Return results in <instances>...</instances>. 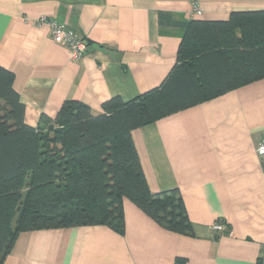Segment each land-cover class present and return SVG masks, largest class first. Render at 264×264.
Segmentation results:
<instances>
[{
	"label": "crops",
	"instance_id": "0c3cea01",
	"mask_svg": "<svg viewBox=\"0 0 264 264\" xmlns=\"http://www.w3.org/2000/svg\"><path fill=\"white\" fill-rule=\"evenodd\" d=\"M0 0V66L13 75L24 123L65 101L93 113L164 81L193 20L264 11V0ZM46 17L83 39L70 59ZM150 192L178 190L190 231L171 232L127 199L122 231L107 226L21 232L1 264H264V79L131 133ZM221 221L225 229L214 231Z\"/></svg>",
	"mask_w": 264,
	"mask_h": 264
},
{
	"label": "trees",
	"instance_id": "16d2710c",
	"mask_svg": "<svg viewBox=\"0 0 264 264\" xmlns=\"http://www.w3.org/2000/svg\"><path fill=\"white\" fill-rule=\"evenodd\" d=\"M262 79L264 11L191 21L159 87L126 102L108 99L99 113L65 101L34 128L24 123L12 73L0 66V264L21 232H121L124 199L167 230L189 232L178 190L150 192L131 133Z\"/></svg>",
	"mask_w": 264,
	"mask_h": 264
},
{
	"label": "built area",
	"instance_id": "2783aa9c",
	"mask_svg": "<svg viewBox=\"0 0 264 264\" xmlns=\"http://www.w3.org/2000/svg\"><path fill=\"white\" fill-rule=\"evenodd\" d=\"M198 1L199 0L193 1V10L195 13L200 12ZM34 24L37 27L46 26L49 30L52 41L55 43L67 45L70 51V59L72 61H77L85 55L87 45L72 29L60 25L46 17H39L34 21ZM256 153L257 155L264 156V142L257 148ZM212 229L221 232L225 229V225L221 221H218L213 225Z\"/></svg>",
	"mask_w": 264,
	"mask_h": 264
}]
</instances>
